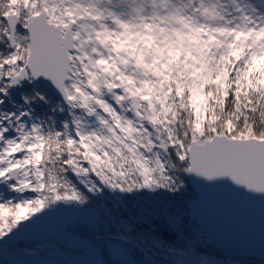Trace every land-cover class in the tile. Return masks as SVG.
Segmentation results:
<instances>
[{"label": "snow or ice", "instance_id": "obj_1", "mask_svg": "<svg viewBox=\"0 0 264 264\" xmlns=\"http://www.w3.org/2000/svg\"><path fill=\"white\" fill-rule=\"evenodd\" d=\"M217 194L264 216V0H0V264H264Z\"/></svg>", "mask_w": 264, "mask_h": 264}, {"label": "water", "instance_id": "obj_2", "mask_svg": "<svg viewBox=\"0 0 264 264\" xmlns=\"http://www.w3.org/2000/svg\"><path fill=\"white\" fill-rule=\"evenodd\" d=\"M219 191V190H218ZM61 215L53 216L46 221L34 234L38 238L58 240L64 218ZM199 220L205 233L211 241L219 247L227 246V239L237 241V245L252 243L259 248L262 231H264V216H262L259 204L248 207H240L223 195L217 194L207 198L199 209ZM218 233L217 237L210 232Z\"/></svg>", "mask_w": 264, "mask_h": 264}, {"label": "trees", "instance_id": "obj_3", "mask_svg": "<svg viewBox=\"0 0 264 264\" xmlns=\"http://www.w3.org/2000/svg\"><path fill=\"white\" fill-rule=\"evenodd\" d=\"M155 227L165 236H171L170 232L167 229V225L163 220L157 221ZM56 239L48 238H38L34 234L29 235L23 242V247L29 249L30 252H35L36 255L30 256V264H60V262L65 259L64 256H61L57 253V243ZM193 243H197L193 241ZM200 246H206L209 251L217 252L219 248L214 245L211 241L205 240L200 243ZM37 248L39 249L37 251ZM74 259H80L81 257H73ZM258 260L259 258L256 257Z\"/></svg>", "mask_w": 264, "mask_h": 264}, {"label": "bare ground", "instance_id": "obj_4", "mask_svg": "<svg viewBox=\"0 0 264 264\" xmlns=\"http://www.w3.org/2000/svg\"><path fill=\"white\" fill-rule=\"evenodd\" d=\"M210 233L213 234V235H215V236H217V237H219V238L221 237L218 233H215L213 231H211ZM206 238H207V240L211 241V239L209 238V236L207 234H206ZM225 241H227V246L237 245V243H236L237 241H234L231 238L230 239H227V240H224L223 242H225ZM211 242L220 249V247L214 241H211ZM256 257L259 258V254L258 253H257V256Z\"/></svg>", "mask_w": 264, "mask_h": 264}, {"label": "rangeland", "instance_id": "obj_5", "mask_svg": "<svg viewBox=\"0 0 264 264\" xmlns=\"http://www.w3.org/2000/svg\"><path fill=\"white\" fill-rule=\"evenodd\" d=\"M61 218H64L62 215L60 216ZM64 221V220H63Z\"/></svg>", "mask_w": 264, "mask_h": 264}]
</instances>
